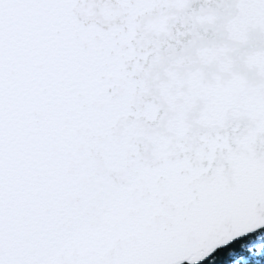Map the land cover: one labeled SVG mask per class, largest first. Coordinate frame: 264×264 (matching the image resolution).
Segmentation results:
<instances>
[{"label":"snow or ice","instance_id":"obj_1","mask_svg":"<svg viewBox=\"0 0 264 264\" xmlns=\"http://www.w3.org/2000/svg\"><path fill=\"white\" fill-rule=\"evenodd\" d=\"M202 261L264 264V0H0V264Z\"/></svg>","mask_w":264,"mask_h":264},{"label":"trees","instance_id":"obj_2","mask_svg":"<svg viewBox=\"0 0 264 264\" xmlns=\"http://www.w3.org/2000/svg\"><path fill=\"white\" fill-rule=\"evenodd\" d=\"M257 259H259V258H257ZM200 264H208V262L207 261H203Z\"/></svg>","mask_w":264,"mask_h":264},{"label":"water","instance_id":"obj_3","mask_svg":"<svg viewBox=\"0 0 264 264\" xmlns=\"http://www.w3.org/2000/svg\"><path fill=\"white\" fill-rule=\"evenodd\" d=\"M200 2H202V0H197V3H200ZM203 262V261H202ZM201 263V262H200Z\"/></svg>","mask_w":264,"mask_h":264}]
</instances>
